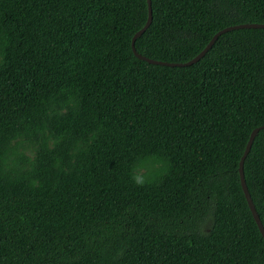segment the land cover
Masks as SVG:
<instances>
[{"label":"trees","instance_id":"obj_1","mask_svg":"<svg viewBox=\"0 0 264 264\" xmlns=\"http://www.w3.org/2000/svg\"><path fill=\"white\" fill-rule=\"evenodd\" d=\"M185 62L264 0H152ZM148 0H0V264H264L240 161L264 124V27L189 66L133 51ZM264 224V128L244 161Z\"/></svg>","mask_w":264,"mask_h":264},{"label":"water","instance_id":"obj_2","mask_svg":"<svg viewBox=\"0 0 264 264\" xmlns=\"http://www.w3.org/2000/svg\"><path fill=\"white\" fill-rule=\"evenodd\" d=\"M148 7H149V15H148V19L145 23V25L137 31V33L134 35L133 40H132V47H133V51L134 53L141 59L146 60L150 63H154V64H162V65H168V66H189L192 65L194 63H196L198 60H200L207 52L208 50L213 46V44L215 43V41L218 39V37L222 34L225 33L227 31L233 30V29H238V28H259V27H264V23H240V24H234V25H230L227 26L221 30H219L216 34H214V36L211 38V40L209 41V43L204 47V49L198 53L195 57H193L192 59L185 61V62H170V61H164V60H159V59H153L150 58L146 55L141 54L137 48H136V39L141 36L147 29L148 27L151 25L152 23V19H153V8H152V0H148ZM264 128V124L262 126L256 127L251 135L250 138L248 140L244 155L241 158L240 161V177H241V182H242V186L244 189V192L246 194L250 209L253 213V216L259 226V229L264 237V224L262 222V219L256 209V206L254 204L253 198L251 196V193L249 191L248 185H247V181H246V176H245V170H244V161L245 158L247 157L248 153L250 152L252 145L254 143V140L258 134V132Z\"/></svg>","mask_w":264,"mask_h":264}]
</instances>
